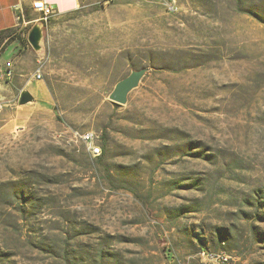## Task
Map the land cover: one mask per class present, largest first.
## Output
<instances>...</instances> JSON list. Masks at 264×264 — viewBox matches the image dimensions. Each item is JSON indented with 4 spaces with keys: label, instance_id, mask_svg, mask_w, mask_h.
Returning a JSON list of instances; mask_svg holds the SVG:
<instances>
[{
    "label": "rangeland",
    "instance_id": "374dc122",
    "mask_svg": "<svg viewBox=\"0 0 264 264\" xmlns=\"http://www.w3.org/2000/svg\"><path fill=\"white\" fill-rule=\"evenodd\" d=\"M178 2L81 0L8 32L43 75L0 101V264H264V0Z\"/></svg>",
    "mask_w": 264,
    "mask_h": 264
},
{
    "label": "crops",
    "instance_id": "0c3cea01",
    "mask_svg": "<svg viewBox=\"0 0 264 264\" xmlns=\"http://www.w3.org/2000/svg\"><path fill=\"white\" fill-rule=\"evenodd\" d=\"M38 0H0V72L6 70L11 64L13 77L10 80L0 82V94L3 97L9 96L16 89L22 92L29 86H38L39 81L29 79L34 75L35 59L29 48L22 44L19 38H14V34H8L18 26L20 14L30 11L36 12L35 2ZM51 5L58 14H68L79 9L81 0H40ZM34 19H29L28 23H33ZM29 25V24H28ZM26 47V48H25ZM34 78V76H33ZM41 86H38L40 88ZM44 90L45 89H41Z\"/></svg>",
    "mask_w": 264,
    "mask_h": 264
},
{
    "label": "water",
    "instance_id": "95a60500",
    "mask_svg": "<svg viewBox=\"0 0 264 264\" xmlns=\"http://www.w3.org/2000/svg\"><path fill=\"white\" fill-rule=\"evenodd\" d=\"M44 36L45 32L42 22H36L28 32V43L38 55H43L45 52ZM148 71V68L133 70L128 76L118 81L114 89L108 96L110 101L119 105H125L128 102L129 94L140 85V82L145 77ZM3 99L4 97L0 94V101H2ZM33 101L34 96L29 91L24 90L20 93V105H26Z\"/></svg>",
    "mask_w": 264,
    "mask_h": 264
},
{
    "label": "built area",
    "instance_id": "2783aa9c",
    "mask_svg": "<svg viewBox=\"0 0 264 264\" xmlns=\"http://www.w3.org/2000/svg\"><path fill=\"white\" fill-rule=\"evenodd\" d=\"M162 4L164 9L171 14L177 13L180 9L178 0H162ZM34 8L36 12L38 11L41 12L43 21H47L51 16L58 14V11H56L51 5H48L47 3H44L43 1L40 0L35 2ZM20 18H21V14L18 17V24ZM42 75H43V64L38 63L34 71V78L36 80H41ZM12 77H13V70L11 68V64H8L6 70L0 72V82L10 80ZM80 136L87 144H89L90 148L94 149L96 153H100V148H94L95 136L92 132H87ZM159 264H168V263L162 262Z\"/></svg>",
    "mask_w": 264,
    "mask_h": 264
}]
</instances>
